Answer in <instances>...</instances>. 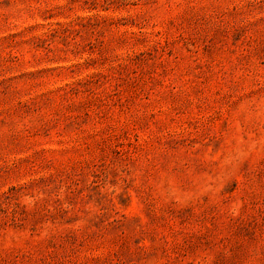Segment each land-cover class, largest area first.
I'll list each match as a JSON object with an SVG mask.
<instances>
[{
  "label": "rangeland",
  "instance_id": "rangeland-1",
  "mask_svg": "<svg viewBox=\"0 0 264 264\" xmlns=\"http://www.w3.org/2000/svg\"><path fill=\"white\" fill-rule=\"evenodd\" d=\"M0 264H264V0H0Z\"/></svg>",
  "mask_w": 264,
  "mask_h": 264
}]
</instances>
